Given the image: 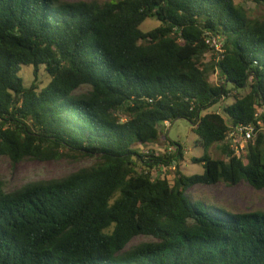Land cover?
Wrapping results in <instances>:
<instances>
[{
    "label": "trees",
    "instance_id": "trees-1",
    "mask_svg": "<svg viewBox=\"0 0 264 264\" xmlns=\"http://www.w3.org/2000/svg\"><path fill=\"white\" fill-rule=\"evenodd\" d=\"M148 18L159 25L145 31ZM207 32L224 42L213 63ZM22 65L34 67L29 86ZM259 116L264 15L235 0H0V156L93 160L12 190L0 178V264H264V210L228 213L188 194L243 180L264 189ZM179 118L204 148L201 174L180 170L177 142L163 155L136 149ZM236 124L257 132L241 156L224 142ZM172 165L173 183L152 173Z\"/></svg>",
    "mask_w": 264,
    "mask_h": 264
},
{
    "label": "rangeland",
    "instance_id": "rangeland-1",
    "mask_svg": "<svg viewBox=\"0 0 264 264\" xmlns=\"http://www.w3.org/2000/svg\"><path fill=\"white\" fill-rule=\"evenodd\" d=\"M237 3L243 5L249 16L262 17L264 9L258 8L252 0H235ZM159 25V22L153 18L146 19L141 28L145 31ZM215 55L209 52L205 56L204 63H213ZM34 67L22 65L19 74L24 78L25 86H29L35 80ZM50 75L45 71L44 66H41L38 72V79L36 82L40 87L45 86L49 80ZM210 80L213 83L219 81V76L216 68H213L210 74ZM248 90H241L245 94ZM233 99H227L224 102L213 106L210 111H215L224 106V103H231ZM159 129L162 133L160 138L153 143L147 145H136V149L140 153L163 155L167 152L171 145L169 142H177L183 148V158L179 161L180 170L186 174H201L204 172L202 162L193 161V158L200 157L204 154V148L198 143V136L193 131L192 123L184 118L173 120L167 126L160 125ZM261 131L264 132V121L262 122ZM168 137V141L167 138ZM173 151L177 147L176 144ZM213 157L221 156V149L218 144H215L207 149ZM93 162L92 159L83 158L79 160L62 159L59 161H41L34 159H24L17 164H12L6 156H0V178L5 181L6 189L12 190L28 181L47 179L51 177H58L69 172H72L82 166H86ZM154 176L164 177L165 175L173 183L175 178V165L161 166L158 169L152 170ZM190 200L198 202L201 200L210 208H217L228 213L247 212L264 210V189L258 190L253 188L247 181H241L237 185L230 186L224 182L216 184H198L194 185L188 190ZM147 237H138L134 243L141 240H147Z\"/></svg>",
    "mask_w": 264,
    "mask_h": 264
},
{
    "label": "built area",
    "instance_id": "built-area-1",
    "mask_svg": "<svg viewBox=\"0 0 264 264\" xmlns=\"http://www.w3.org/2000/svg\"><path fill=\"white\" fill-rule=\"evenodd\" d=\"M205 41L211 48L210 52L215 55V60L217 61L224 52V42L220 36L213 35L209 32L205 34ZM230 94V93H229ZM226 99V97H223ZM216 112H221L222 109L219 106ZM259 115V114H258ZM264 117H260L257 120V125L261 130L262 122ZM168 121L165 122L167 126ZM257 135L256 126L253 124H236L230 126L226 137L224 139L225 144H228L229 148L233 151V154L236 156H241L244 152V146L251 140L254 139ZM174 147L170 146L167 149V152H172Z\"/></svg>",
    "mask_w": 264,
    "mask_h": 264
}]
</instances>
